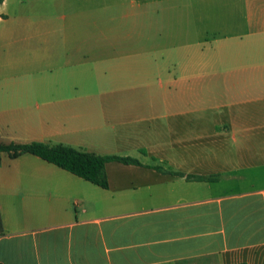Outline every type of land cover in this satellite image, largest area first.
<instances>
[{"label":"crops","instance_id":"obj_1","mask_svg":"<svg viewBox=\"0 0 264 264\" xmlns=\"http://www.w3.org/2000/svg\"><path fill=\"white\" fill-rule=\"evenodd\" d=\"M24 2H0V29ZM104 2L129 9L93 38L143 45L88 48L85 65L115 71L81 81L62 71L81 48L66 50L51 26L30 33L42 68L0 90V143L65 144L140 164L106 162L102 188L36 155L1 152L0 263L264 264V0ZM210 6L233 22L232 65L178 62L181 47L154 46ZM97 85L111 92L86 93Z\"/></svg>","mask_w":264,"mask_h":264},{"label":"rangeland","instance_id":"obj_2","mask_svg":"<svg viewBox=\"0 0 264 264\" xmlns=\"http://www.w3.org/2000/svg\"><path fill=\"white\" fill-rule=\"evenodd\" d=\"M106 3L104 0H98L91 5L89 0H25L23 5L11 4L10 9L16 10L15 13L21 16L9 17L0 29V83H2L0 90L3 86L12 85L11 90L15 91L18 82L38 76L37 72L42 66L34 61L35 54L39 53L34 50L37 39L32 40L30 33L35 30H45L50 26L55 31L65 34L66 50L81 48L79 55H73L71 61L73 68L62 69L65 74L74 71L75 80L81 81L92 80L96 75L110 81L106 75L110 77L114 69L105 64L85 65L90 55L88 48L99 50L114 47L131 50L143 45V42L135 38H93L98 37L101 32H106L107 26H112L110 23H105L106 20L117 17L124 9H129L106 5ZM174 15H180V11L176 10ZM46 17L51 18V22H45ZM170 31L171 37L155 39L153 42L154 46L158 45L160 48L181 47L182 51H178L181 54L171 55L175 61H185L187 58L196 63L232 65L237 59L238 39L234 34L233 22L228 17L227 11L221 7L203 8L199 15L191 12L182 22L173 23ZM150 43L152 45V40ZM184 53L187 55H183ZM65 58L63 56L61 62ZM59 63L57 64L60 65ZM83 88L79 87L78 93H82ZM104 90L107 94L111 92L109 85H97L86 89V93H99ZM71 93L74 92L71 90ZM130 93L124 91L122 94ZM94 137V135H85L82 139L88 140Z\"/></svg>","mask_w":264,"mask_h":264},{"label":"trees","instance_id":"obj_3","mask_svg":"<svg viewBox=\"0 0 264 264\" xmlns=\"http://www.w3.org/2000/svg\"><path fill=\"white\" fill-rule=\"evenodd\" d=\"M1 1L2 0H0V2ZM1 152L7 153L9 157L12 158L22 153L36 155L39 158L102 188H106L108 184L104 171L106 162L119 161L126 164H140L136 158L129 156L97 154L92 151L77 149L65 144L50 145L39 141H31L26 143H0V153ZM155 168L164 171V169L160 166H155ZM186 177L192 179H211L214 176L186 175ZM234 264L245 263L241 262Z\"/></svg>","mask_w":264,"mask_h":264}]
</instances>
